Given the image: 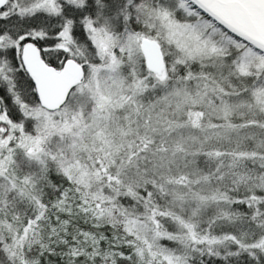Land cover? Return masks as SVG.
<instances>
[{
	"label": "snow or ice",
	"instance_id": "1",
	"mask_svg": "<svg viewBox=\"0 0 264 264\" xmlns=\"http://www.w3.org/2000/svg\"><path fill=\"white\" fill-rule=\"evenodd\" d=\"M0 264H264V0H0Z\"/></svg>",
	"mask_w": 264,
	"mask_h": 264
}]
</instances>
